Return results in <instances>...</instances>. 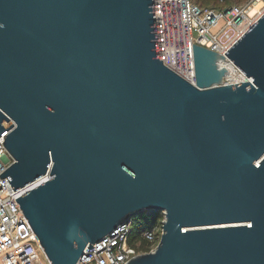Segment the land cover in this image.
I'll use <instances>...</instances> for the list:
<instances>
[{
	"label": "water",
	"instance_id": "water-1",
	"mask_svg": "<svg viewBox=\"0 0 264 264\" xmlns=\"http://www.w3.org/2000/svg\"><path fill=\"white\" fill-rule=\"evenodd\" d=\"M155 0H0V142L52 264L166 213L128 264H264V15L196 85L158 55Z\"/></svg>",
	"mask_w": 264,
	"mask_h": 264
},
{
	"label": "built area",
	"instance_id": "built-area-1",
	"mask_svg": "<svg viewBox=\"0 0 264 264\" xmlns=\"http://www.w3.org/2000/svg\"><path fill=\"white\" fill-rule=\"evenodd\" d=\"M158 55L163 63L189 83L196 85L194 46L225 56V84L247 80L226 52L264 15V0L222 9L204 7L193 0H155ZM237 74L241 80L231 78ZM15 159L0 142V175ZM8 178L0 176V264H52L31 227ZM166 213L132 241L133 219L112 235L87 246L76 264H128L133 258L154 252L163 234ZM146 241L148 251L143 250Z\"/></svg>",
	"mask_w": 264,
	"mask_h": 264
},
{
	"label": "trees",
	"instance_id": "trees-1",
	"mask_svg": "<svg viewBox=\"0 0 264 264\" xmlns=\"http://www.w3.org/2000/svg\"><path fill=\"white\" fill-rule=\"evenodd\" d=\"M196 1L199 3H204V2L207 3L208 2V3H214V4H217V3L219 4L220 2H222L223 8H226L227 5H224V4H227L228 1H235V0H209V1L208 0H196ZM237 1H239V0H237ZM219 9H222V8H219ZM161 213L162 212L156 213V214H151V215L150 214H141V215L136 216L133 219L132 241L134 240V238H136L140 234L141 231L153 226V224L156 222V220L161 217ZM142 243H143V246H142L143 250L148 251L149 248L147 246L146 241L144 240V241H142Z\"/></svg>",
	"mask_w": 264,
	"mask_h": 264
},
{
	"label": "rangeland",
	"instance_id": "rangeland-1",
	"mask_svg": "<svg viewBox=\"0 0 264 264\" xmlns=\"http://www.w3.org/2000/svg\"><path fill=\"white\" fill-rule=\"evenodd\" d=\"M195 2H197L196 0H194ZM209 1V0H208ZM248 0H239V1H237V0H235V1H228L227 2V4H224V5H227L228 7L229 6H233V5H238V4H244V3H246ZM198 4H200V5H202V6H204V7H210V8H223V6H222V2H220L219 4L217 3V4H214V3H199V2H197ZM226 6V7H227Z\"/></svg>",
	"mask_w": 264,
	"mask_h": 264
},
{
	"label": "bare ground",
	"instance_id": "bare-ground-1",
	"mask_svg": "<svg viewBox=\"0 0 264 264\" xmlns=\"http://www.w3.org/2000/svg\"><path fill=\"white\" fill-rule=\"evenodd\" d=\"M230 75H231V78H233V79H235V80H241V78L237 75V74H234V73H230Z\"/></svg>",
	"mask_w": 264,
	"mask_h": 264
}]
</instances>
